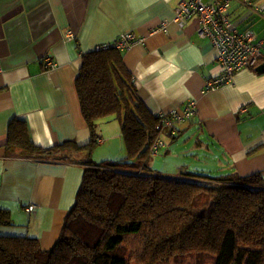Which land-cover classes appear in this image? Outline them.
I'll use <instances>...</instances> for the list:
<instances>
[{
    "label": "crops",
    "instance_id": "1",
    "mask_svg": "<svg viewBox=\"0 0 264 264\" xmlns=\"http://www.w3.org/2000/svg\"><path fill=\"white\" fill-rule=\"evenodd\" d=\"M181 1L0 0V211L9 214L0 237H32L43 250L51 249L84 170L99 163L92 160L93 148L116 141V159L123 151L122 158L127 156L120 122L112 118L99 121L89 149L91 134L75 85L83 54L125 32L144 39L118 52L151 115L180 112L196 102L191 120L176 125L173 134L161 132L165 146L157 155L185 162L176 166L179 171L259 173L264 179V72L256 71L264 58L256 68L237 72L231 83L206 91L220 74L216 52L198 38L195 18L183 28L171 22ZM229 17L238 31L251 30L264 41V0H232ZM165 21V32L151 33ZM14 120L23 122L30 143L41 151L8 145Z\"/></svg>",
    "mask_w": 264,
    "mask_h": 264
},
{
    "label": "trees",
    "instance_id": "2",
    "mask_svg": "<svg viewBox=\"0 0 264 264\" xmlns=\"http://www.w3.org/2000/svg\"><path fill=\"white\" fill-rule=\"evenodd\" d=\"M95 145L99 121L120 122L127 156L89 165L54 246L32 237H0V264H264V179L256 173L163 176L148 166L158 121L136 96L116 50L83 54L75 81ZM28 153L23 122L8 145ZM9 224L0 211V225Z\"/></svg>",
    "mask_w": 264,
    "mask_h": 264
},
{
    "label": "built area",
    "instance_id": "3",
    "mask_svg": "<svg viewBox=\"0 0 264 264\" xmlns=\"http://www.w3.org/2000/svg\"><path fill=\"white\" fill-rule=\"evenodd\" d=\"M232 0H183L174 10L172 23L183 28L188 20L197 21L196 34L200 39L208 40L216 52V61L220 74L208 82L206 91H212L232 82L235 74L243 69H254L264 58V41H257L253 31H238L229 17V7ZM262 11V10H261ZM169 22H162L151 33L165 32ZM144 39L134 33H121L111 42L94 46L93 52L108 50L124 51L134 44H142ZM196 114V102L189 101L180 112H157L159 131H170L173 134L175 126L191 120ZM165 146L161 138H157L150 147L151 156H156ZM34 206H28L26 211L32 212Z\"/></svg>",
    "mask_w": 264,
    "mask_h": 264
},
{
    "label": "rangeland",
    "instance_id": "4",
    "mask_svg": "<svg viewBox=\"0 0 264 264\" xmlns=\"http://www.w3.org/2000/svg\"><path fill=\"white\" fill-rule=\"evenodd\" d=\"M108 119H110V118H108ZM111 120H113V124H118L117 123L118 121L115 118H112ZM165 141H166V139H165ZM120 144L121 143H118L116 141H112L110 143V146H105L103 148L99 147L100 145H97L92 150V156H91L92 160L95 162H99V163H101L103 161H120L122 159V157L125 156V154H124L125 151H123L124 147H122V149H121L123 151L122 155H124V156H120L118 159H116V156L118 153V148L120 147ZM171 145L172 144H170V150H172V148H174V146H171ZM122 146H124L123 143H122ZM174 149H176V148H174ZM147 162H148V166L151 167L152 170L161 173V175H163V176H169V175L175 176V175H177L179 173V169L177 170L176 166L178 164H181V163L185 164V162H180V161L176 162V159L172 160L171 158L162 157V156H158V155L154 156V157H150ZM173 168H174V171L171 174H169L168 170H172ZM204 173L211 175L209 172H204Z\"/></svg>",
    "mask_w": 264,
    "mask_h": 264
},
{
    "label": "water",
    "instance_id": "5",
    "mask_svg": "<svg viewBox=\"0 0 264 264\" xmlns=\"http://www.w3.org/2000/svg\"><path fill=\"white\" fill-rule=\"evenodd\" d=\"M256 71L259 72V73H263L264 72V64L258 66Z\"/></svg>",
    "mask_w": 264,
    "mask_h": 264
}]
</instances>
